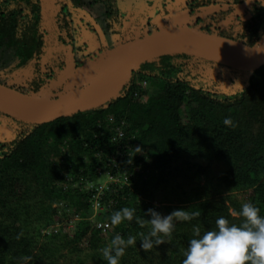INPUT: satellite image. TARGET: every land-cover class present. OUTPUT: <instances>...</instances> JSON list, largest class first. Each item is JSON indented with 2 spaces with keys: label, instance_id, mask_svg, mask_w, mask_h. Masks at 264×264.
<instances>
[{
  "label": "trees",
  "instance_id": "1",
  "mask_svg": "<svg viewBox=\"0 0 264 264\" xmlns=\"http://www.w3.org/2000/svg\"><path fill=\"white\" fill-rule=\"evenodd\" d=\"M54 2L66 31L58 37L75 50V14L88 31L133 43L158 12L147 6L130 14L125 0ZM185 2L184 26L264 49V7L257 0ZM43 7V0H0V66L9 74L35 73L32 89L0 84L28 95L51 83L65 63L57 51L42 71ZM108 50L101 46L83 59L76 54L75 64L87 73ZM130 78L105 104L51 122L35 124L0 110V125L10 129L0 133V264H107L101 249L116 234L137 239L119 264H181L194 228L211 230L220 216L240 224L244 203L264 216V65L246 71L177 51L141 62ZM226 118L232 124L225 125ZM215 164L222 169L214 176ZM108 176L113 180L99 191ZM96 203L103 209L97 214ZM123 207L135 209L133 220L111 225V214ZM149 208L164 216L179 208L199 215L174 219L171 236L146 251L139 234L150 225L141 227L135 217L151 219ZM67 218L78 221L73 234Z\"/></svg>",
  "mask_w": 264,
  "mask_h": 264
},
{
  "label": "water",
  "instance_id": "2",
  "mask_svg": "<svg viewBox=\"0 0 264 264\" xmlns=\"http://www.w3.org/2000/svg\"><path fill=\"white\" fill-rule=\"evenodd\" d=\"M97 29L102 34L100 27L97 26ZM175 43H180L186 47H199L205 53H197L188 48H167L155 53L151 52L158 45ZM177 51H186L213 58L246 71H251L264 65V50L257 51L255 48H247L222 37L195 31L186 26H170L150 32L126 47L114 61L118 64L114 75L97 90L86 92L88 87L97 80L96 78L86 88L78 92V94L52 101L39 99L5 86L8 89L3 90L10 94L30 99L37 105V108L20 104L0 94V110L21 120L42 124L56 120L60 116H70L80 111L96 108L105 104L122 91L125 84L131 79L132 72L141 62L160 54ZM0 86L3 87L4 85L0 84ZM9 132V128L0 125V133L8 135Z\"/></svg>",
  "mask_w": 264,
  "mask_h": 264
},
{
  "label": "rangeland",
  "instance_id": "3",
  "mask_svg": "<svg viewBox=\"0 0 264 264\" xmlns=\"http://www.w3.org/2000/svg\"><path fill=\"white\" fill-rule=\"evenodd\" d=\"M43 2V25L48 33L47 46L41 59L42 71L45 72L48 69L46 68V65L57 51H63V53L60 54L64 58L65 63L63 67L57 68V77L53 79L51 83L49 82V80H47L42 85L38 94L35 93L32 94V96L39 99H47L53 97L68 98L78 94V92L86 88L87 83L91 82L93 78H95V75L97 73L101 75L106 70V68L120 56L122 51L126 49V47L130 46L131 41H128L129 38H125L123 40L122 36L118 34H112L109 31L106 32V36L99 35L94 31H88V28L83 24L81 20L82 15L75 14L73 17V25L79 28L80 35L78 36L79 40L76 41L75 50L69 44H63L58 37L59 35L66 34L65 29L61 31V27L58 23L60 5L58 3H55L54 0H43ZM148 2H150V5H148ZM157 2H161V0H125V2L122 3L124 6L123 8H125L126 5L127 8L130 9V14L132 12H136L138 9H142L143 7L147 6H154L158 9V12L152 15L153 19L145 21L142 36H145L150 32H154L159 28L170 26H184L187 23L185 0H169L165 5H160V7V3ZM84 44H86L87 47L83 48L82 50L79 49ZM101 46L109 47L110 50L108 51L110 52L107 51V53L102 56V60L93 65L91 71H87V73L86 71L85 73L81 72L80 68L75 64V55L78 54V58L83 59V56L85 54H87L88 52L97 51ZM4 70L5 68L3 66H0V81H3L10 86H18L24 84L27 86V88H31L30 85L28 86V80L35 75L33 71L17 70L15 74H9L4 72ZM3 87L4 89H8L7 87H5V85ZM211 169L212 171L210 174L215 176L221 171L222 167L219 164H215L211 167ZM101 180L102 185L99 188V191H102L103 188H106L107 185L113 180V178H111V176H108L102 178ZM89 186L92 188L93 183L92 185L89 184ZM101 208V205L96 203L94 205V212L96 214L99 213V210H103ZM96 217L93 216V220H96ZM66 221H68L67 229L71 230V234H73L74 230H76L75 228L77 227L78 221L76 219L70 220L68 218Z\"/></svg>",
  "mask_w": 264,
  "mask_h": 264
},
{
  "label": "clouds",
  "instance_id": "4",
  "mask_svg": "<svg viewBox=\"0 0 264 264\" xmlns=\"http://www.w3.org/2000/svg\"><path fill=\"white\" fill-rule=\"evenodd\" d=\"M245 3H250V0H245ZM257 3L264 7V0H257ZM255 49L264 50L262 47ZM223 123L230 125L232 121L226 118ZM147 213L151 215V219L147 221L139 216L135 217L141 227H144L145 223L150 225L147 234H139L140 246L146 251L163 243V237L171 236L174 219L188 221L199 215L198 212L189 213L183 208L175 209L166 216L152 208H149ZM134 214V208L123 207L111 214L110 223L116 226L123 221H132ZM239 216L243 218L240 224L230 223L220 216L216 218L215 227L211 230L201 232L198 227L194 228L181 264H264V216L260 215L259 209L251 203L241 205ZM136 242V236L129 235L125 239L116 234L110 243L101 249V258L107 264H119L126 248L136 245Z\"/></svg>",
  "mask_w": 264,
  "mask_h": 264
},
{
  "label": "bare ground",
  "instance_id": "5",
  "mask_svg": "<svg viewBox=\"0 0 264 264\" xmlns=\"http://www.w3.org/2000/svg\"><path fill=\"white\" fill-rule=\"evenodd\" d=\"M185 45H182L180 43H175V44H170V45H167V44H163V45H158L156 46L154 49H152V53H155V52H158L162 49H178V48H188V49H191L197 53H205V51L199 47H184ZM117 66L118 64L113 62L101 75L99 78H97V80H95L93 82V84L91 86L88 87V89L86 90V92H92L94 90H97L99 88H101L108 80L109 78H111L114 73L116 72V69H117ZM4 88L2 86H0V94L7 97V98H10L20 104H23V105H26L28 107H31V108H37V105L32 102L30 99H27V98H24L20 95H13V94H10L9 92L3 90Z\"/></svg>",
  "mask_w": 264,
  "mask_h": 264
},
{
  "label": "built area",
  "instance_id": "6",
  "mask_svg": "<svg viewBox=\"0 0 264 264\" xmlns=\"http://www.w3.org/2000/svg\"><path fill=\"white\" fill-rule=\"evenodd\" d=\"M98 226H99V227H103V228L106 230V228L108 227V224H107V223H104V224H103V223L100 222V223L98 224Z\"/></svg>",
  "mask_w": 264,
  "mask_h": 264
}]
</instances>
